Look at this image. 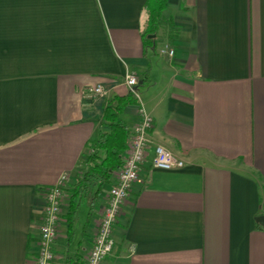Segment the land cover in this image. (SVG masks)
<instances>
[{
  "label": "crops",
  "instance_id": "1",
  "mask_svg": "<svg viewBox=\"0 0 264 264\" xmlns=\"http://www.w3.org/2000/svg\"><path fill=\"white\" fill-rule=\"evenodd\" d=\"M145 2L0 0V264H36L63 174L54 264H86L110 186L71 228L66 189L131 73L140 100L123 119L133 131L150 113L152 145L104 264H264V0H169L179 36L148 48ZM155 144L184 166L154 168Z\"/></svg>",
  "mask_w": 264,
  "mask_h": 264
},
{
  "label": "built area",
  "instance_id": "2",
  "mask_svg": "<svg viewBox=\"0 0 264 264\" xmlns=\"http://www.w3.org/2000/svg\"><path fill=\"white\" fill-rule=\"evenodd\" d=\"M160 52L163 55L173 57L175 48L166 43ZM125 82L130 92L140 100V94L136 88L138 85L137 76L134 73L128 74ZM104 93L105 90L102 85L91 90V95ZM153 127V116L141 107L140 120L131 132L128 147L123 156V164L114 175L113 184L107 193L106 203L100 211L93 246L88 253L86 264H104L107 256L115 248V225L123 212L129 193L140 178L142 166L152 145L151 131ZM152 166L170 170L182 168L184 161L175 156L164 145L155 144ZM68 179V174H63L58 183L46 189V204L36 264H54L53 247L58 235V226L63 216L64 189Z\"/></svg>",
  "mask_w": 264,
  "mask_h": 264
},
{
  "label": "trees",
  "instance_id": "3",
  "mask_svg": "<svg viewBox=\"0 0 264 264\" xmlns=\"http://www.w3.org/2000/svg\"><path fill=\"white\" fill-rule=\"evenodd\" d=\"M169 0H146L143 10L146 14V27L143 31L145 47L156 43L155 36L163 31L170 43L179 36L174 19L165 14ZM141 87L146 86L147 79H142ZM137 98L132 92L115 96L105 107L103 129L87 144L88 151L81 165V172L76 183L68 192V211L66 218L69 228L81 206L84 197L91 193L92 205L97 201L103 187L113 184L114 173L122 166L123 156L128 147L131 129L123 119V113L129 106H136Z\"/></svg>",
  "mask_w": 264,
  "mask_h": 264
},
{
  "label": "rangeland",
  "instance_id": "4",
  "mask_svg": "<svg viewBox=\"0 0 264 264\" xmlns=\"http://www.w3.org/2000/svg\"><path fill=\"white\" fill-rule=\"evenodd\" d=\"M116 172H117V171H116ZM116 172H115V173H116ZM115 173H114V175H115Z\"/></svg>",
  "mask_w": 264,
  "mask_h": 264
}]
</instances>
